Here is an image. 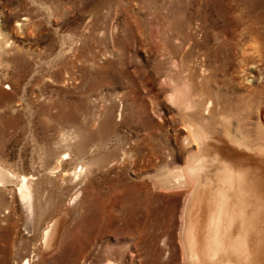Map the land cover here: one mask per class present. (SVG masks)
<instances>
[{
  "label": "rangeland",
  "instance_id": "374dc122",
  "mask_svg": "<svg viewBox=\"0 0 264 264\" xmlns=\"http://www.w3.org/2000/svg\"><path fill=\"white\" fill-rule=\"evenodd\" d=\"M0 11L3 264H80L82 242L86 264L169 253L182 264L161 237L171 221L177 242L176 211L148 216L149 234L139 218L147 192L180 207L191 188L160 181L189 150L163 96L205 73L196 84L215 113L248 127L260 99L249 91L264 84V0H0Z\"/></svg>",
  "mask_w": 264,
  "mask_h": 264
},
{
  "label": "bare ground",
  "instance_id": "6f19581e",
  "mask_svg": "<svg viewBox=\"0 0 264 264\" xmlns=\"http://www.w3.org/2000/svg\"><path fill=\"white\" fill-rule=\"evenodd\" d=\"M5 17L6 14L0 11V18L4 20ZM207 77L201 73L198 78H192V82L188 80L183 87H172V94L163 96L164 105L180 116L183 143L189 150L184 156L165 164L159 174L160 181L164 187H181L189 183L191 188L180 207L178 200L168 196L160 197L162 203L158 204L161 206H156L152 202L154 194L151 191L145 193L151 204L146 200V214L139 215L145 220L142 231H149L146 230L148 216L154 219L158 214L162 216L169 212L170 221L174 218H171V211H176L179 219L177 242L168 230L172 228L171 221L165 224L161 237L174 250L178 249L182 264H264V84L249 91L250 98L258 94L260 99L257 117L247 127L230 113H215L219 101L210 90L200 91L196 84V80L200 82ZM4 177V171L0 170V178ZM25 179L21 180L24 182ZM26 185L24 182L22 187ZM142 202L137 200V205ZM134 218L132 216V220ZM139 218L136 216L137 221ZM86 248L87 244L82 242L78 256L84 261L80 264L89 260L85 255ZM169 255L168 259L162 258L161 263L169 264ZM132 256L130 263L135 261ZM2 260L0 257V264L5 262Z\"/></svg>",
  "mask_w": 264,
  "mask_h": 264
}]
</instances>
